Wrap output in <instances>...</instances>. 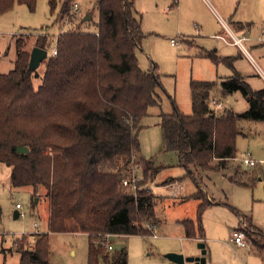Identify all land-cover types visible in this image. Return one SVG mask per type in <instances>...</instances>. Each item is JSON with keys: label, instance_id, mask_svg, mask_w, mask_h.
Instances as JSON below:
<instances>
[{"label": "trees", "instance_id": "1", "mask_svg": "<svg viewBox=\"0 0 264 264\" xmlns=\"http://www.w3.org/2000/svg\"><path fill=\"white\" fill-rule=\"evenodd\" d=\"M37 1L0 0V14L16 3L35 10ZM48 1L52 12L59 8L57 20L70 29L58 36L57 54L42 61V76L30 69L31 54L17 38L14 67L0 72V163L12 168L14 187L47 189L50 232L89 235V264H99L100 257L104 264H127L126 248L109 253L104 242L111 235H150L146 226L157 219L153 191L138 186L134 192L123 180L143 163L150 166L147 171L158 170L142 158L139 133L150 107L159 104L162 74L156 64L150 70L139 65L145 34L132 0H85L93 19L84 21L85 13L79 22L78 12H72L78 0ZM36 42L47 49L49 36L42 33ZM218 86L223 95L240 91L248 108L217 114L209 100ZM190 90L192 113L175 106L173 113L160 115V125L166 147L178 153L180 166L199 187L192 197L203 199L200 171H224L237 183L251 184L237 176V168L230 170L237 157L238 122L264 121V88L253 89L236 72L220 83L192 80ZM18 146L28 147L29 153L18 152ZM260 173L250 171L249 181L253 184ZM207 204H200V215ZM184 225L194 236V222ZM253 227L264 239V231ZM29 237L27 248L15 241L19 264H51L49 233ZM250 240L264 254V244Z\"/></svg>", "mask_w": 264, "mask_h": 264}, {"label": "rangeland", "instance_id": "2", "mask_svg": "<svg viewBox=\"0 0 264 264\" xmlns=\"http://www.w3.org/2000/svg\"><path fill=\"white\" fill-rule=\"evenodd\" d=\"M78 1L77 22L91 8L89 2ZM132 1L145 34L137 53L139 65L143 70H150L156 64L162 74L159 104L150 107L139 133L142 158L158 170L156 173L147 171L145 167L150 166L143 163L144 171H139L141 180L137 184L146 186L156 195L157 219L146 226L150 235H111L108 241L114 249L104 248L109 253L126 248L127 264H176L169 259L170 253L197 257L202 253L199 243L204 242L207 264H263L264 254L256 249L250 238L264 244V239L255 234L253 227L264 231V162L248 166L241 160L248 151L257 155L264 149V121L238 122L237 157L230 172L234 173L237 168V176L251 184L237 183L224 171H200V193L204 199L200 200L192 197L199 187L180 166L178 153L166 147L160 115L173 113L175 106L183 113H192V80L220 83L238 72L252 88H264V78L259 76L248 55L238 46L215 37L226 34L216 17L217 12L239 37L247 34L251 41H246L245 45L264 69V41L259 39L264 27V0H221L233 19L243 24L242 34L214 0H179L178 4L175 0ZM94 14L97 16L96 11ZM58 15L59 8L52 12L48 0H38L35 10L16 3L12 9L0 14V72L13 69L18 37L31 54L37 47L38 35L47 34L49 46L46 50L48 57L52 55L58 36L70 29L68 23L57 20ZM94 27L92 23L90 28ZM172 39L177 44H173ZM44 69L42 62L37 68L41 76ZM40 83L39 78L35 81L36 87ZM213 100L223 106L218 107ZM209 106L219 115L229 110L242 113L248 108V102L240 91L223 95L218 86L211 91ZM259 158L264 159V155ZM252 170L261 172L253 184L249 181ZM11 175L12 168L0 163V264H19L20 254L14 248L15 241H19V247H30L32 238L29 236L36 232L49 233L51 264H89V235L85 232H50L47 189L42 187L36 192L32 186L14 187ZM174 181L180 184L171 187ZM167 184L171 188L166 187ZM201 203L208 204L200 215ZM17 204L21 208H17ZM16 211L21 214L17 218ZM242 216L247 217L243 222ZM192 221L195 235L188 237L184 223ZM238 229L245 233L251 246H238L232 240ZM201 234L205 238H200ZM3 249L7 251L3 252ZM99 264H104L102 257ZM185 264L198 263L187 261Z\"/></svg>", "mask_w": 264, "mask_h": 264}, {"label": "built area", "instance_id": "3", "mask_svg": "<svg viewBox=\"0 0 264 264\" xmlns=\"http://www.w3.org/2000/svg\"><path fill=\"white\" fill-rule=\"evenodd\" d=\"M79 11H80V4H79V2H76L73 5L72 12H79ZM225 29H226L225 35H216V36L219 39L223 40L225 43L239 46L245 52L246 48L244 46V41L246 40V38H241V37L237 36L227 25H226ZM263 36H264V34H263ZM172 43L177 44V42L174 39H172ZM52 54L53 55L57 54V48L56 47L54 48ZM217 106L222 107L223 104L221 102H218ZM242 161L244 164H246L248 166H253L256 164V161L252 158V154L249 151L245 153L244 157L242 158ZM141 170H142V166L133 168L131 170L132 178L123 180V184L125 186H131L133 188L134 192L138 188V186H137L138 182L141 180V176H140V172H139ZM178 184L179 183L177 182V184H175V185H178ZM144 188H146V186H144ZM146 189H149V188H146ZM16 207L21 208V205L17 204ZM20 215L21 214L19 213V216ZM232 240L238 246L246 247L247 245H249L248 242L246 241L245 233L240 231V230H237L233 233ZM104 245L109 250H112L114 248L113 245L108 240L106 242H104Z\"/></svg>", "mask_w": 264, "mask_h": 264}, {"label": "water", "instance_id": "4", "mask_svg": "<svg viewBox=\"0 0 264 264\" xmlns=\"http://www.w3.org/2000/svg\"><path fill=\"white\" fill-rule=\"evenodd\" d=\"M93 19V16L90 13H86L84 16V21H91ZM48 57L47 50L42 47H35L31 53L30 56V69L36 70L40 67L43 60H45ZM17 151L20 153H29V148L26 146H18ZM37 200V199H36ZM19 216V211L15 212V217L17 218ZM199 247L202 250V253L200 256L193 257H185L183 254L178 253H170L168 255L169 259L173 261L176 264H185L187 261H195L198 264H207V248L206 244L204 242L199 243Z\"/></svg>", "mask_w": 264, "mask_h": 264}, {"label": "crops", "instance_id": "5", "mask_svg": "<svg viewBox=\"0 0 264 264\" xmlns=\"http://www.w3.org/2000/svg\"><path fill=\"white\" fill-rule=\"evenodd\" d=\"M216 3H217V5L219 6V8L222 10V11H224V13H226V14H228V16H229V18H230V22H231V24H232V26L236 29V30H238L239 31V33L240 34H242L244 31H243V29H245L244 28V26H243V24L241 23V22H238V21H235L234 19H233V16H232V14H230L229 12H228V10H227V8H223V6H224V3L221 1V0H214ZM133 2V1H132ZM175 2L178 4L179 3V0H175ZM134 5V4H133ZM216 13V17H217V19H218V21L219 22H221V24H222V26H223V28H224V30H225V33H226V29H225V27H226V25L234 32V30H233V28H231V25H229V23L223 18V17H221L217 12H215ZM141 22V21H140ZM141 26H142V24H141ZM242 29V30H241ZM264 27L261 29V35L262 36H260L259 37V39L260 40H263L264 41V36H263V34H264ZM235 33V32H234ZM236 34V33H235ZM218 35H225V34H218ZM237 36H238V34H236ZM215 37L216 38H218L216 35H215ZM241 38H246V40L244 41V46H245V48H246V51L244 52L239 46H238V48L240 49V51H242L243 53H245L246 55H248V57L250 58V60L252 61V63L254 64V66L256 67V69L258 70V73H259V76H262L263 78H264V69L262 68V66L260 65V64H258V62L253 58V56L250 54V51H249V49L247 48V46L245 45V42L246 41H251V39H249V37L247 36V34H242L241 35ZM235 46H237V45H235ZM253 47V46H252ZM249 60V59H248ZM252 87V86H251ZM254 89V88H253ZM255 90H259V89H255ZM213 102H216L215 100H213ZM251 154H252V158L256 161V163H258V164H262V162H264V159H262V158H259V156H261V155H264V149L261 151V153H259V154H255V153H252L251 152ZM258 156V159H257V157L255 156ZM244 155H245V153H244ZM242 161V160H241ZM242 163H243V161H242ZM155 167V166H154ZM170 179H174V178H170ZM169 180V179H168ZM179 184H180V182H178ZM175 184H177V181H174V182H172V185H171V187L173 186V185H175ZM169 184H167L166 185V187H169V188H171L170 187V185L168 186ZM202 186L200 185V188H201ZM157 188V187H156ZM182 202V201H181ZM180 202V203H181ZM49 218V217H48ZM37 225V223H35V226ZM185 226V225H184ZM37 233V232H36ZM187 234V233H186ZM187 236H188V234H187ZM189 237V236H188ZM250 246V245H249Z\"/></svg>", "mask_w": 264, "mask_h": 264}]
</instances>
